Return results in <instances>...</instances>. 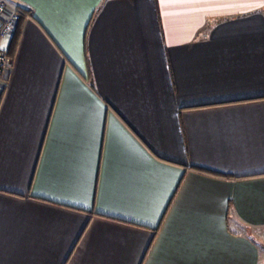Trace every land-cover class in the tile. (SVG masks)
<instances>
[{
  "label": "crops",
  "instance_id": "1",
  "mask_svg": "<svg viewBox=\"0 0 264 264\" xmlns=\"http://www.w3.org/2000/svg\"><path fill=\"white\" fill-rule=\"evenodd\" d=\"M7 1L0 264H264V0Z\"/></svg>",
  "mask_w": 264,
  "mask_h": 264
},
{
  "label": "built area",
  "instance_id": "2",
  "mask_svg": "<svg viewBox=\"0 0 264 264\" xmlns=\"http://www.w3.org/2000/svg\"><path fill=\"white\" fill-rule=\"evenodd\" d=\"M24 16V10L7 0H0V41L10 38L18 20ZM11 57L0 49V78L11 65Z\"/></svg>",
  "mask_w": 264,
  "mask_h": 264
},
{
  "label": "trees",
  "instance_id": "3",
  "mask_svg": "<svg viewBox=\"0 0 264 264\" xmlns=\"http://www.w3.org/2000/svg\"><path fill=\"white\" fill-rule=\"evenodd\" d=\"M25 15V14H24ZM21 19V18H20ZM16 30L14 31V34L12 36V39H11V43H10V47L8 49V51L6 52L8 55H12L13 53V50L15 48V45L17 43V40H18V35H19V25H16Z\"/></svg>",
  "mask_w": 264,
  "mask_h": 264
}]
</instances>
